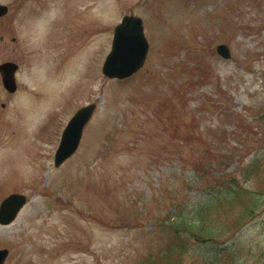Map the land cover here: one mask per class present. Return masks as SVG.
Returning a JSON list of instances; mask_svg holds the SVG:
<instances>
[{"label":"rangeland","instance_id":"1","mask_svg":"<svg viewBox=\"0 0 264 264\" xmlns=\"http://www.w3.org/2000/svg\"><path fill=\"white\" fill-rule=\"evenodd\" d=\"M0 4V63L19 66L14 94L0 79V202L27 199L0 225L4 264H214L190 240L164 255L173 238L160 226L208 185L236 177L264 193V0ZM124 15L141 18L147 55L130 78L107 79L101 66ZM90 103L76 152L55 167L64 126ZM219 219L215 248L234 243L240 264H264V204Z\"/></svg>","mask_w":264,"mask_h":264},{"label":"trees","instance_id":"2","mask_svg":"<svg viewBox=\"0 0 264 264\" xmlns=\"http://www.w3.org/2000/svg\"><path fill=\"white\" fill-rule=\"evenodd\" d=\"M256 166L253 165L249 172L248 169H244V182H248V179L255 175L254 172L258 170ZM208 187L209 189L200 190L193 200H184L172 207L169 215L161 223L160 229L165 232L169 231L173 238V242L165 250L164 255L180 254L185 242L190 240L202 244L199 245L200 256L204 261L211 258L214 264H219V258L224 256L227 260L226 264H240L244 248L226 242L222 247L215 248L221 234L212 224L220 222V212L236 205L240 207L243 219L252 217L255 210L264 204V193L255 194L249 191L236 180V177L224 180L218 186L208 185ZM169 257V255L162 256L161 260L170 262ZM155 263L157 264V261L152 256L142 260V264Z\"/></svg>","mask_w":264,"mask_h":264},{"label":"water","instance_id":"3","mask_svg":"<svg viewBox=\"0 0 264 264\" xmlns=\"http://www.w3.org/2000/svg\"><path fill=\"white\" fill-rule=\"evenodd\" d=\"M7 12V7L0 4V16ZM218 54L223 58L229 57L228 48L221 44L216 48ZM147 52V42L143 35L142 22L139 18L125 16L122 23L114 30L112 49L107 56L102 71L110 78H125L137 71L143 64ZM16 65L3 63L0 65L2 83L9 91L15 90L13 73ZM94 105H89L78 110L65 127L61 142L55 153V165H59L76 149L82 128L90 118ZM25 203L23 195L12 194L5 198L0 204V224L12 221L18 210ZM6 250H0V264L6 256Z\"/></svg>","mask_w":264,"mask_h":264}]
</instances>
